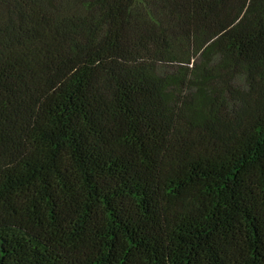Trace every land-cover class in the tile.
<instances>
[{"label": "trees", "instance_id": "16d2710c", "mask_svg": "<svg viewBox=\"0 0 264 264\" xmlns=\"http://www.w3.org/2000/svg\"><path fill=\"white\" fill-rule=\"evenodd\" d=\"M0 264H264V0H0Z\"/></svg>", "mask_w": 264, "mask_h": 264}]
</instances>
